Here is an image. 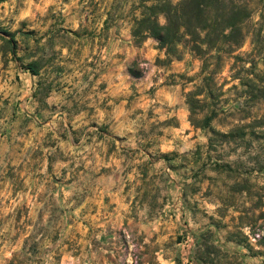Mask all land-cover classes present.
<instances>
[{
    "label": "rangeland",
    "instance_id": "1",
    "mask_svg": "<svg viewBox=\"0 0 264 264\" xmlns=\"http://www.w3.org/2000/svg\"><path fill=\"white\" fill-rule=\"evenodd\" d=\"M169 1L0 2V264H264V0L202 55Z\"/></svg>",
    "mask_w": 264,
    "mask_h": 264
},
{
    "label": "trees",
    "instance_id": "2",
    "mask_svg": "<svg viewBox=\"0 0 264 264\" xmlns=\"http://www.w3.org/2000/svg\"><path fill=\"white\" fill-rule=\"evenodd\" d=\"M2 1L4 0H0ZM217 2L222 12L217 16L211 15L218 5L212 0H182L178 4L169 1L146 6L143 16L137 20L138 29L134 31V35H152L159 40L161 47L165 48L168 54L173 55L178 54V44L183 40L189 42L199 55L206 51L203 45L213 44L216 37L226 39L231 45H239L244 38L242 25L246 20L247 15L244 14L247 9L239 4L230 5L224 0ZM158 10L165 13V24L159 22ZM0 37L6 40L11 53L17 58V43L14 37H5L1 33ZM26 69L33 75L39 74V64L36 61L28 63ZM204 122V125H208L210 119L206 118Z\"/></svg>",
    "mask_w": 264,
    "mask_h": 264
}]
</instances>
